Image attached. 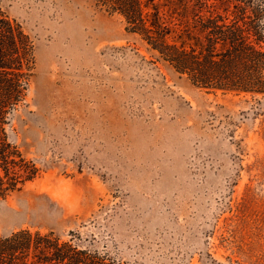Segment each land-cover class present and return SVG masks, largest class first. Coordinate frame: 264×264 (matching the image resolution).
<instances>
[{
	"label": "rangeland",
	"instance_id": "obj_1",
	"mask_svg": "<svg viewBox=\"0 0 264 264\" xmlns=\"http://www.w3.org/2000/svg\"><path fill=\"white\" fill-rule=\"evenodd\" d=\"M33 44L9 139L40 169L0 235L118 264H264V94L180 77L95 0H0Z\"/></svg>",
	"mask_w": 264,
	"mask_h": 264
},
{
	"label": "trees",
	"instance_id": "obj_2",
	"mask_svg": "<svg viewBox=\"0 0 264 264\" xmlns=\"http://www.w3.org/2000/svg\"><path fill=\"white\" fill-rule=\"evenodd\" d=\"M180 77L206 90L264 94V0H95ZM33 44L0 10V199L40 169L10 139L8 115L24 100ZM0 264H118L53 231L0 235Z\"/></svg>",
	"mask_w": 264,
	"mask_h": 264
}]
</instances>
